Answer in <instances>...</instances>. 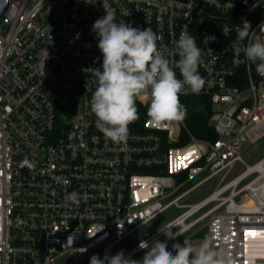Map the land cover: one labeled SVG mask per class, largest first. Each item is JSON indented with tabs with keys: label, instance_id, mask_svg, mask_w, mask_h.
Here are the masks:
<instances>
[{
	"label": "built area",
	"instance_id": "2783aa9c",
	"mask_svg": "<svg viewBox=\"0 0 264 264\" xmlns=\"http://www.w3.org/2000/svg\"><path fill=\"white\" fill-rule=\"evenodd\" d=\"M88 2L9 0L0 13V264H80L97 249L115 255L173 204L183 211L162 227L182 234L169 240L160 226L126 256L141 259L143 240L171 250L207 239L236 264H264V157L252 166L244 159L264 130V77L232 47L242 18L252 31L240 46L264 42V0ZM104 6L117 21L152 27L170 60L179 59L182 29L196 37L206 83L188 95L210 98L215 140L196 137L185 120L153 126L139 101L140 118L126 142L115 144L97 130L89 102L102 54L92 25ZM237 163L246 170L222 184ZM217 176L209 194L180 202ZM201 226L204 237L197 235Z\"/></svg>",
	"mask_w": 264,
	"mask_h": 264
},
{
	"label": "clouds",
	"instance_id": "9594fccd",
	"mask_svg": "<svg viewBox=\"0 0 264 264\" xmlns=\"http://www.w3.org/2000/svg\"><path fill=\"white\" fill-rule=\"evenodd\" d=\"M104 8L105 15L92 25L102 54L101 66L93 68L96 87L89 102L97 130L115 144L126 142L130 136L129 126L140 118L137 101L147 106L146 114L155 127L184 120L187 109L180 96L199 94L206 83L198 70L203 50L197 46L196 37L182 29L175 41L179 59L170 60L159 50L160 37L152 27L141 29L123 19L117 21L115 12ZM242 19L243 27L236 26V41L232 47L236 53L243 51L246 59L256 65L257 74L264 77V42L240 46L252 31L251 23ZM222 31L227 33L229 29ZM69 199L75 202L77 194H70ZM157 231L169 240L182 234L162 225ZM68 243L72 245L71 238ZM139 247L145 250L141 259L126 256L120 250L115 255L106 252L103 258L94 254L89 264H236L231 255L215 250L207 239L198 246L184 240L183 244H173L171 250L166 242L158 239L151 244L140 241Z\"/></svg>",
	"mask_w": 264,
	"mask_h": 264
},
{
	"label": "rangeland",
	"instance_id": "374dc122",
	"mask_svg": "<svg viewBox=\"0 0 264 264\" xmlns=\"http://www.w3.org/2000/svg\"><path fill=\"white\" fill-rule=\"evenodd\" d=\"M264 130L261 131L258 134L256 144L253 146L252 149H250L247 153L244 155V159L246 163L250 166L254 165L256 162H258L260 159L264 157ZM247 148L249 149L250 146L248 145ZM246 165H241L240 163H237L234 168L231 170L228 177L223 181L222 184L226 183L230 179H233L235 176H237L239 173L246 170ZM260 173H254L251 176L247 177L243 182L242 185L250 181V179L258 176ZM220 181V176H217L215 178H212L205 184L199 186L196 188L193 192L188 194L186 197L180 200L181 203H187V202H195L199 199L203 198L207 194H209L218 184ZM196 182L195 180H192L191 182L187 183L183 188H181L175 195L179 194L183 189L189 187L192 185V183ZM247 196L246 191L241 193L240 196H238L237 200L243 199ZM245 201V200H244ZM243 201V202H244ZM248 202V201H247ZM183 211V208H179L176 205H171L167 209H165L161 214H159L157 217H155L153 220H151L148 224L142 226L140 229L136 231V237L134 239H131L128 237L127 239L123 240L117 247L118 251L120 250H127L130 247H132L136 241L146 237L153 231L157 230L161 225L165 224L172 218L176 217L178 214H180ZM199 237H204L207 235L206 227L201 226ZM98 254L101 258H103L104 253L102 249H97L91 256H89L86 260H84L80 264H89L90 258L94 255Z\"/></svg>",
	"mask_w": 264,
	"mask_h": 264
},
{
	"label": "trees",
	"instance_id": "16d2710c",
	"mask_svg": "<svg viewBox=\"0 0 264 264\" xmlns=\"http://www.w3.org/2000/svg\"><path fill=\"white\" fill-rule=\"evenodd\" d=\"M180 101L187 109L184 120L193 135L202 139L215 140L218 135L211 123L214 107L210 98L204 95H185L180 96ZM184 140L186 141L187 138L185 137Z\"/></svg>",
	"mask_w": 264,
	"mask_h": 264
},
{
	"label": "water",
	"instance_id": "95a60500",
	"mask_svg": "<svg viewBox=\"0 0 264 264\" xmlns=\"http://www.w3.org/2000/svg\"><path fill=\"white\" fill-rule=\"evenodd\" d=\"M8 1H9V0H0V13L6 8V6H7V4H8ZM263 137H264V136H263ZM253 146H254V144L250 146V148L248 149V151H249L250 149H252Z\"/></svg>",
	"mask_w": 264,
	"mask_h": 264
},
{
	"label": "bare ground",
	"instance_id": "6f19581e",
	"mask_svg": "<svg viewBox=\"0 0 264 264\" xmlns=\"http://www.w3.org/2000/svg\"><path fill=\"white\" fill-rule=\"evenodd\" d=\"M261 172L263 173L264 172V169H261ZM247 204H250V201H248Z\"/></svg>",
	"mask_w": 264,
	"mask_h": 264
}]
</instances>
